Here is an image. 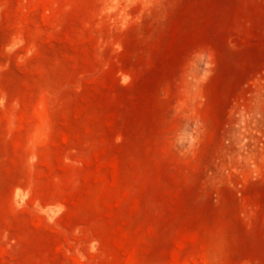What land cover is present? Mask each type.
I'll use <instances>...</instances> for the list:
<instances>
[{
  "label": "rangeland",
  "instance_id": "obj_1",
  "mask_svg": "<svg viewBox=\"0 0 264 264\" xmlns=\"http://www.w3.org/2000/svg\"><path fill=\"white\" fill-rule=\"evenodd\" d=\"M0 264H264V0H0Z\"/></svg>",
  "mask_w": 264,
  "mask_h": 264
}]
</instances>
